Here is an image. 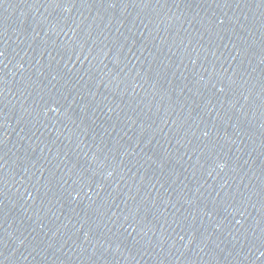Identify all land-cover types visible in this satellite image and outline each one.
Here are the masks:
<instances>
[{"label":"water","instance_id":"1","mask_svg":"<svg viewBox=\"0 0 264 264\" xmlns=\"http://www.w3.org/2000/svg\"><path fill=\"white\" fill-rule=\"evenodd\" d=\"M0 264H264V0H0Z\"/></svg>","mask_w":264,"mask_h":264}]
</instances>
